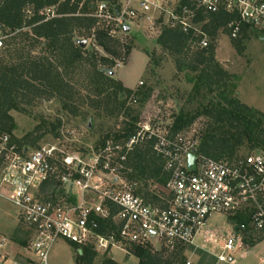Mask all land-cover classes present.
<instances>
[{
	"label": "built area",
	"instance_id": "1",
	"mask_svg": "<svg viewBox=\"0 0 264 264\" xmlns=\"http://www.w3.org/2000/svg\"><path fill=\"white\" fill-rule=\"evenodd\" d=\"M222 11L237 16L227 25L232 38L240 36L244 24L264 30V0H118L114 5L103 1L94 15L110 26L114 37L127 33L125 25L157 36L164 27L179 28L185 33L195 30L203 48L209 37L201 30L205 20L199 16ZM42 13L46 19L55 15L53 8H44ZM10 35L0 26V55ZM151 139L169 173L167 207L148 202L123 175L127 153ZM191 154L196 155L193 164ZM56 181L78 192L63 200L57 194L48 197ZM0 198L17 209L28 227L30 264H49L60 238L103 253L114 248L127 251V244L195 245L215 213L232 216L250 210L251 227L264 234V150L236 161L207 158L181 136L170 137L146 127L125 142L106 143L99 153L85 159L63 154L54 145L21 149L9 133L0 130ZM110 219L117 229L101 231V222ZM222 239L215 253L217 263L236 264L242 238L227 231ZM9 243L8 237L0 236V264H24L7 251ZM186 264L195 263L189 259Z\"/></svg>",
	"mask_w": 264,
	"mask_h": 264
},
{
	"label": "trees",
	"instance_id": "2",
	"mask_svg": "<svg viewBox=\"0 0 264 264\" xmlns=\"http://www.w3.org/2000/svg\"><path fill=\"white\" fill-rule=\"evenodd\" d=\"M103 1L114 5L118 0H3L0 3V26L11 34L0 55V130L9 133L12 141L21 149H30L31 146L38 149V143L44 134L34 137L30 133L23 139L16 138L13 131L17 125L10 112L24 111L22 104H31L42 96L57 99L73 115H78L79 108L86 99L91 108L108 117H118L124 112L127 117L126 125L116 134L109 133L103 139L102 146L112 138L115 142H125L139 130L138 115L127 105L128 99L137 96L147 99L152 94L153 87L143 83L136 91L127 88L109 74V68H106L109 58L81 48L75 38L77 29L91 31L97 25L99 21L94 14ZM44 8H53L55 15L46 19L42 13ZM27 10L31 13L28 14ZM236 18L235 13L225 11L200 15L199 20H205L201 30L209 37L208 46L203 48L198 45L201 37L197 36L195 30L185 33L179 28L164 27L157 36L158 45L175 57L177 70L189 71L186 75L188 82L194 84L195 95L191 100L202 91L218 93L217 100L203 107L189 110L181 108L175 115L170 134L176 135L189 128L200 115H205L212 120L213 125L202 136L197 153L207 158L230 161L235 160L238 150L245 144L264 150L261 117L253 108L230 95L234 75L216 58L219 35L224 32L231 36L227 25ZM109 29L110 26L103 23L95 32L94 41L106 52L120 55L119 49L123 45L119 38L109 34ZM250 29L256 28L244 24L240 36L232 38L233 45L239 52L245 48L243 42L248 39ZM125 48V53L129 54L130 46ZM160 61L156 59V64L160 65ZM99 62L105 67H100ZM78 72H86L88 77V94L81 99L82 103L77 101L78 92L71 82ZM42 129L48 131L46 121L36 128L37 131ZM153 146V139L137 143L127 153L123 175L128 182L135 184L136 193L148 202L167 207L171 197L150 188L152 184L165 188L169 178L164 160L156 155ZM59 186V182H54L48 190V197L57 193L63 195L65 190H58ZM230 219L237 230L244 232L245 242L255 245L261 241L251 235V230L254 229L250 227V210L238 212ZM101 224L103 232L111 233L117 229L111 219L102 221ZM21 233L29 234V230L23 229ZM14 240L20 245L26 243L17 235ZM187 247L194 249L195 246L178 245L171 254H164L155 251L151 245L127 244L128 251L139 258L138 264H186L184 251ZM78 248L80 255L77 262L94 264L97 255L95 250L90 246ZM196 251L200 256V264H215L217 261L214 255L202 248H197ZM104 264L119 263L108 258Z\"/></svg>",
	"mask_w": 264,
	"mask_h": 264
},
{
	"label": "rangeland",
	"instance_id": "3",
	"mask_svg": "<svg viewBox=\"0 0 264 264\" xmlns=\"http://www.w3.org/2000/svg\"><path fill=\"white\" fill-rule=\"evenodd\" d=\"M101 27L102 23L98 22L91 31L77 29L75 38L88 40L86 47L88 52L109 58L110 62L106 68L114 70L113 77L121 81L127 88L136 91L143 83L153 87V92L147 99L141 96L128 99L127 105L133 109L136 116L138 115L140 131L148 127L152 132L160 131L170 137L175 136L170 134L171 126L175 115L181 108L185 107L189 110L198 106L203 107L209 102L217 100V92L209 94L205 91L197 94L193 100L190 99L194 95V84L188 82L186 74L189 71L180 72L177 70L175 57L158 45L156 32H146L139 26H135L128 33L120 32L117 39L119 38L123 46L119 49L121 54L115 56L96 45L94 41V34ZM248 35V39L243 42L245 48L239 52L233 45L232 37L227 33H220L217 40L216 58L224 68L234 75L230 95L237 97L241 102L257 111L264 127V30L250 29ZM127 45L131 48L129 54L125 53ZM38 52L39 49L36 50V53ZM156 59L161 60L160 65L156 64ZM99 66L105 67L100 62ZM72 78L71 82L78 92L77 101L82 103L81 99L88 94L87 74L78 72ZM88 102L89 100L86 99L80 106L78 115H73L65 110L62 104L53 97L42 96L31 104H22L21 107L24 108V111L12 110L10 112L17 125L13 135L18 139H23L30 133H33L34 137L44 134L38 143V148L54 145L63 154L89 159L101 151L102 141L109 133L116 134L122 130L127 123V117L124 112L118 117H108L96 112ZM44 121L48 123V131L46 132V129L37 131L36 128ZM90 123L92 124L91 128L89 127ZM212 125L211 119L200 115L189 128L179 131L177 136H181L187 143L190 142L192 145L198 146L202 136ZM108 142H114L113 138ZM35 149L31 146L30 151ZM258 150V148H252L249 144H245L238 150L234 161L238 158H245ZM151 186L152 190L171 197L166 188L159 185L153 186V184ZM61 189H64L65 193L63 195L57 193L59 200L69 198L72 196V192H78L77 190H68L63 185L58 188V190ZM230 217L229 214L224 213L211 215L203 233L195 240L197 245H194V249L187 247L184 251L186 261L191 259L195 264H200L197 248H202L215 256V253L220 250L219 244L223 243L222 237L226 235L227 231H232L238 234L243 241V247L240 249L236 264H264V234L251 230V235L261 241L255 245L247 243L244 241V232L233 226ZM23 229L27 230L28 227L20 219L17 209L8 201L0 199V236L4 235L10 239L7 251L11 256L24 264H30L27 260L33 257L30 252L31 237L29 234L21 233ZM16 235L25 240V245H20L14 240ZM151 246L155 251L164 254H171L174 249L163 242H155ZM124 248H127V245H124ZM95 252L97 255L94 264H104L108 258L119 264L139 263V258L128 250L114 248L106 253L96 250ZM79 255L78 245L60 238L50 253L49 264H79L77 262ZM215 264H218L217 261Z\"/></svg>",
	"mask_w": 264,
	"mask_h": 264
},
{
	"label": "water",
	"instance_id": "4",
	"mask_svg": "<svg viewBox=\"0 0 264 264\" xmlns=\"http://www.w3.org/2000/svg\"><path fill=\"white\" fill-rule=\"evenodd\" d=\"M125 28V31L128 33L131 31V27L129 25H125L124 26ZM78 44L81 46V48H86L87 45H88V40L87 39H78ZM109 74L111 76H114L115 75V71L112 70V69H109ZM92 124L90 123L89 124V127L91 128ZM196 158V155L195 154H191L189 159H190V164H193V161L194 159Z\"/></svg>",
	"mask_w": 264,
	"mask_h": 264
},
{
	"label": "crops",
	"instance_id": "5",
	"mask_svg": "<svg viewBox=\"0 0 264 264\" xmlns=\"http://www.w3.org/2000/svg\"><path fill=\"white\" fill-rule=\"evenodd\" d=\"M0 199H1V198H0ZM208 234H210V232H208ZM211 234H212V233H211ZM199 235H201V234H199ZM199 235H198V236H199ZM198 236H197V237H198ZM195 245H197V244H195ZM204 247H205V246H204ZM27 261H28L29 263H31V260H30V258H28V260H27Z\"/></svg>",
	"mask_w": 264,
	"mask_h": 264
}]
</instances>
